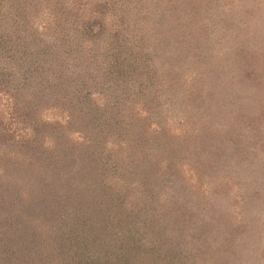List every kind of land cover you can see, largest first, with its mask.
I'll use <instances>...</instances> for the list:
<instances>
[{
	"label": "rangeland",
	"instance_id": "374dc122",
	"mask_svg": "<svg viewBox=\"0 0 264 264\" xmlns=\"http://www.w3.org/2000/svg\"><path fill=\"white\" fill-rule=\"evenodd\" d=\"M187 1L163 0L160 9L170 6L176 13L164 18L153 11L160 4L157 0H78L80 15L91 20L97 7H105L101 16L106 19L105 30L99 35L93 27L96 41L81 39L85 50L78 64L89 63L93 76L45 74L42 81L60 87L45 99L74 91L73 97L84 102L83 120L66 122L67 110L60 105L38 102L31 107L37 93L33 86L6 94L0 90V121L11 127L8 131L16 139L29 136L34 144L43 139L49 144L53 134L61 135L70 144L65 147L82 149L85 155L89 142L81 141L77 125L87 119L96 132L109 121L124 126L133 119L130 122L147 132V150L118 152L113 147L110 153L121 165L123 179L114 178L117 182L111 186L99 183L100 191L119 194L115 206L129 211L132 219L137 216L133 210L140 208L142 216L137 219L146 217V228L149 222L173 228L162 237L176 251L183 249V243L190 253L202 246L201 254L195 253V264H264V0H190L195 10L181 14L178 10ZM69 3L75 5L76 0ZM118 11L123 15L119 22ZM177 14L184 17L174 26ZM106 36L117 39L105 44L109 45L105 50L99 41ZM118 49L119 57L114 55ZM22 77L17 81L0 77V81L23 83ZM12 93L22 101L19 112L30 107L40 120L37 132L29 122L10 121L16 100ZM72 169L78 171L74 180H84L75 185L80 189L78 200L90 204L97 201L94 195L86 197L95 181L102 176L112 180L103 174L114 172L105 164L90 166L88 156L83 164L76 158ZM147 192L154 193L152 198L144 195ZM107 197H101L102 212ZM168 202L170 209L164 212L161 206ZM92 207L76 214L94 223L100 213ZM72 210L69 207L67 214H74ZM146 237L149 246L156 245L158 239L149 232Z\"/></svg>",
	"mask_w": 264,
	"mask_h": 264
},
{
	"label": "trees",
	"instance_id": "16d2710c",
	"mask_svg": "<svg viewBox=\"0 0 264 264\" xmlns=\"http://www.w3.org/2000/svg\"><path fill=\"white\" fill-rule=\"evenodd\" d=\"M70 1L74 0H0V77H14L17 81L21 75L23 76V83L7 84L0 81L1 92L6 94L19 87L31 90L34 86L37 93L32 97L31 107H36L38 102L45 106L60 105L67 110L66 122L72 119L83 120L85 109L81 105L84 102L73 97L74 91H68L66 94L64 91L53 99L50 96L45 99L49 92L60 87H57L58 83L55 82H43L42 79L45 78L43 75L54 78L72 73L75 76L79 73V77L87 74L93 76L89 63H82V66L78 64L85 50L81 39L83 37V41L89 39L96 41L97 34L96 32L93 34V27H97V33L100 35L105 30L103 21L106 20H101V16L105 14L103 5L96 9L94 15L98 20L96 21L91 20L89 16L80 15L77 9L78 0L75 5L70 4ZM157 2L160 4L153 8V11L158 10L159 13H163L161 15L165 14L164 18L176 14L174 7L160 9L161 4H165L163 0ZM197 8L199 10L198 6ZM188 9L195 10L190 0L178 12L186 14ZM118 14L119 22L122 14L121 12ZM177 17L179 18L173 22L174 26L175 23L177 26L184 16L180 17L177 14ZM109 34L111 32H108V36ZM114 35H118V32ZM108 36L104 38L105 41L104 39L99 41L101 47L105 46V50L109 46L105 44H112L117 39L116 36L113 39L112 36ZM100 53L103 51H99ZM119 53L120 49L114 55L119 57ZM125 66L128 67L127 64ZM117 71L120 75L122 69L118 68ZM42 85H45V89ZM12 95L15 96V93ZM15 99L13 103L15 113L14 116L9 114L10 121L29 122L32 127L35 126L37 132L40 128V122H37L39 119L37 120L33 111H30V107L27 108L29 111L22 107V111L19 112L18 107L22 101L16 96ZM128 120L124 126L120 122L115 125L113 121H109L110 124L102 127V130L97 129L100 133L93 131L96 127L89 124L87 119L85 120L87 122L77 125L76 132L80 133L81 141L89 142L87 144L90 149L85 150V155L82 149L72 150L65 147L64 145L70 144L67 138L61 139V135L53 134L49 144H44L45 139L34 144L29 136L16 139L8 131V127H11L2 125L0 121V264H148L149 261L151 264H159L160 261L163 264H195L194 259L197 258L194 257L201 254L202 246L196 248L199 249V253L196 250L190 253L183 243L181 247L183 249L176 251L175 247L166 244V239L162 237L173 228H165L164 223H156L154 227L155 222H149L146 228L144 224L146 217H143V220L137 219L138 216H142L143 211L140 208L136 207L133 210L137 216L132 219L129 211L116 207L120 203L117 201L119 194L116 196L99 189L101 187L98 186L99 183L111 186L112 182L119 181L118 178L123 179L121 176L124 171L110 153L113 147H116L118 152L125 149L147 150V141L144 139L147 138V132L142 130V126L138 127L135 126V122H130L134 121L133 119ZM146 129L148 130V126ZM61 132L63 133L59 131V134ZM108 135L114 137L113 141L109 142ZM107 149L109 153H106ZM73 156L80 159L82 164L83 158L88 156L90 166L105 164L115 172L107 175L100 169L103 175L109 176L112 180H106L104 176L98 183L94 180L96 184L93 185V190L90 189L91 194H87L86 197L92 198L94 195L96 203L90 204L87 199L78 200L81 195L80 189L76 187L78 183H84V180L82 177L74 180L78 171L74 173L72 169L75 166ZM114 178L117 181H114ZM146 194L149 199L154 195L153 192L144 195ZM102 196H108L104 199L108 200L105 202L107 209L104 208L103 212L99 206ZM75 204L77 207L74 208ZM69 207L74 209L71 212L74 214H67ZM91 207L100 213L99 219L94 220V223L88 222L87 216L76 214L88 211ZM161 207L164 208V212H168L169 202ZM103 213L107 216H103ZM93 228L95 230L97 228L98 233L94 234ZM128 231L133 232V235L128 234ZM148 232L155 240L158 239L155 246L148 245L149 240L146 237ZM180 235L182 239L186 238L185 235Z\"/></svg>",
	"mask_w": 264,
	"mask_h": 264
}]
</instances>
